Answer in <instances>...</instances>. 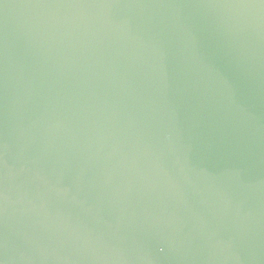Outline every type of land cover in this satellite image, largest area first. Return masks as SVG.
Segmentation results:
<instances>
[{"label":"water","instance_id":"water-1","mask_svg":"<svg viewBox=\"0 0 264 264\" xmlns=\"http://www.w3.org/2000/svg\"><path fill=\"white\" fill-rule=\"evenodd\" d=\"M0 264H264V0H0Z\"/></svg>","mask_w":264,"mask_h":264}]
</instances>
